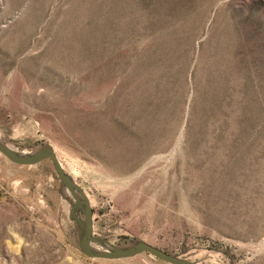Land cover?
<instances>
[{
	"label": "rangeland",
	"instance_id": "obj_1",
	"mask_svg": "<svg viewBox=\"0 0 264 264\" xmlns=\"http://www.w3.org/2000/svg\"><path fill=\"white\" fill-rule=\"evenodd\" d=\"M0 142L95 251L264 264V0H0ZM74 203L0 153V264H170L85 255Z\"/></svg>",
	"mask_w": 264,
	"mask_h": 264
},
{
	"label": "water",
	"instance_id": "obj_2",
	"mask_svg": "<svg viewBox=\"0 0 264 264\" xmlns=\"http://www.w3.org/2000/svg\"><path fill=\"white\" fill-rule=\"evenodd\" d=\"M0 153L3 154L8 160H10L13 163L20 164V165H31L34 163H37L43 159H50L52 161V165L54 167L55 172L57 173V176L59 180L65 185L67 191L72 195L75 203L74 206H84V212H85V221L82 224V251L85 255L95 258H126L131 257L143 252H150L155 257L164 260L170 264H191L186 261H183L173 255H170L157 247H154L152 245L146 244V243H139L135 246H128L121 250L115 249L114 247H111L112 250L110 251H101V252H90L89 246H88V224H87V212L89 211V203L84 198H79L77 193L74 190V186L69 178V176L65 173L63 170L60 162L58 161L55 154L50 149H44L43 151H40L38 153H35L30 156L21 155L12 150L11 148L3 145L0 142Z\"/></svg>",
	"mask_w": 264,
	"mask_h": 264
},
{
	"label": "bare ground",
	"instance_id": "obj_3",
	"mask_svg": "<svg viewBox=\"0 0 264 264\" xmlns=\"http://www.w3.org/2000/svg\"><path fill=\"white\" fill-rule=\"evenodd\" d=\"M67 190V189H66ZM115 249H118V250H121V249H123V248H118V247H114ZM113 249V248H112ZM111 248H109V249H107L106 251H110V250H112ZM89 251L90 252H101L102 250H98V251H95L94 249H91V248H89Z\"/></svg>",
	"mask_w": 264,
	"mask_h": 264
}]
</instances>
